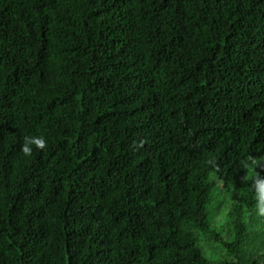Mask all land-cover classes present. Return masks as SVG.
<instances>
[{
  "label": "trees",
  "instance_id": "trees-1",
  "mask_svg": "<svg viewBox=\"0 0 264 264\" xmlns=\"http://www.w3.org/2000/svg\"><path fill=\"white\" fill-rule=\"evenodd\" d=\"M257 177L264 0H0V264H264Z\"/></svg>",
  "mask_w": 264,
  "mask_h": 264
},
{
  "label": "clouds",
  "instance_id": "clouds-1",
  "mask_svg": "<svg viewBox=\"0 0 264 264\" xmlns=\"http://www.w3.org/2000/svg\"><path fill=\"white\" fill-rule=\"evenodd\" d=\"M33 146L37 149L43 150L47 147V141L43 136H25L20 151L25 157H30L32 155ZM255 184L258 188L264 187V179L257 177ZM257 212L259 215L264 216V207H258Z\"/></svg>",
  "mask_w": 264,
  "mask_h": 264
},
{
  "label": "rangeland",
  "instance_id": "rangeland-1",
  "mask_svg": "<svg viewBox=\"0 0 264 264\" xmlns=\"http://www.w3.org/2000/svg\"><path fill=\"white\" fill-rule=\"evenodd\" d=\"M259 216H260V215L258 214V216H257V217H259ZM257 217H256V219H255L256 221H257ZM260 217H261V216H260ZM259 251H263V252H264V250H263V249H262V250H259Z\"/></svg>",
  "mask_w": 264,
  "mask_h": 264
}]
</instances>
